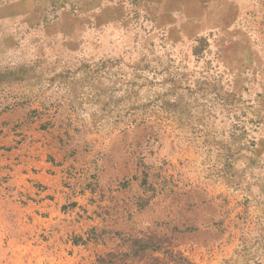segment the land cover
Returning a JSON list of instances; mask_svg holds the SVG:
<instances>
[{
	"label": "rangeland",
	"instance_id": "obj_1",
	"mask_svg": "<svg viewBox=\"0 0 264 264\" xmlns=\"http://www.w3.org/2000/svg\"><path fill=\"white\" fill-rule=\"evenodd\" d=\"M11 1L0 264H264V0Z\"/></svg>",
	"mask_w": 264,
	"mask_h": 264
},
{
	"label": "crops",
	"instance_id": "obj_2",
	"mask_svg": "<svg viewBox=\"0 0 264 264\" xmlns=\"http://www.w3.org/2000/svg\"><path fill=\"white\" fill-rule=\"evenodd\" d=\"M29 2H30L29 0H12L11 2L4 5V8L7 9L14 8L17 5V3H20L21 6H25L26 4L29 5ZM168 10H170V12L172 11V9H168Z\"/></svg>",
	"mask_w": 264,
	"mask_h": 264
}]
</instances>
